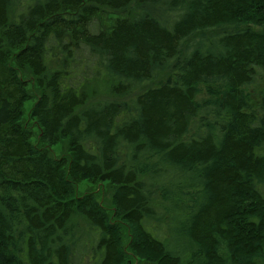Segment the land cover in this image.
<instances>
[{
    "label": "trees",
    "instance_id": "trees-1",
    "mask_svg": "<svg viewBox=\"0 0 264 264\" xmlns=\"http://www.w3.org/2000/svg\"><path fill=\"white\" fill-rule=\"evenodd\" d=\"M23 69L39 141L65 139L67 160L18 123ZM103 74L117 97L166 78L86 106ZM259 82L264 0H0V264H264V95L244 92ZM85 181L111 216L76 197Z\"/></svg>",
    "mask_w": 264,
    "mask_h": 264
},
{
    "label": "rangeland",
    "instance_id": "rangeland-1",
    "mask_svg": "<svg viewBox=\"0 0 264 264\" xmlns=\"http://www.w3.org/2000/svg\"><path fill=\"white\" fill-rule=\"evenodd\" d=\"M115 18H116L115 16L108 13L99 15L96 19V28L104 32L108 31ZM16 71L19 78L26 85L25 88L26 99L22 103L21 114L18 123L25 130L29 132V135L31 136L30 142L32 145L46 151L48 155L54 159L64 158L67 160L68 159L67 142L65 139H62L60 143L52 146H47L40 143L39 141L40 129L35 123V121L30 117V111L33 104L41 94V91L37 87L35 79L28 69L16 70ZM165 78H166V74H161L157 76L152 82L143 86L141 89L135 90L126 96L117 97L110 92L111 81L108 79V77H106L104 74L100 75L97 78L92 79L89 82L85 83V85L83 86V93L85 95V101H86L85 105L86 106L94 105L104 101H116V102L128 104L138 93H140V91L154 87L164 82ZM207 89L206 86H202V85L198 86L197 98L199 101L200 100L202 101V99L207 98V94H208L206 92ZM212 92H219V90L213 87L210 88L209 93ZM244 92L249 97V100L254 102L255 100H258L262 95H264V83L259 82L255 86L246 88ZM85 193H91L92 195H94L97 202L102 205V207L108 213V215L109 216L112 215L113 212H112V207L110 205L109 189L105 184L90 183L87 181L80 182L76 186L75 195L76 197H79L84 195ZM75 224L79 227L84 226V223L80 218L75 220ZM119 232H120L119 234H122L120 236L121 237L120 240L122 244L126 245V242L128 240V235L126 231L124 232V229L120 228ZM133 263L134 261L131 260L127 264H133Z\"/></svg>",
    "mask_w": 264,
    "mask_h": 264
}]
</instances>
